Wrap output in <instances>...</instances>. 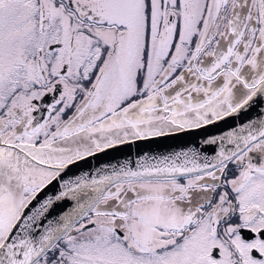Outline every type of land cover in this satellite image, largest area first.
<instances>
[{"label": "snow or ice", "instance_id": "1", "mask_svg": "<svg viewBox=\"0 0 264 264\" xmlns=\"http://www.w3.org/2000/svg\"><path fill=\"white\" fill-rule=\"evenodd\" d=\"M0 264H264V0H0Z\"/></svg>", "mask_w": 264, "mask_h": 264}, {"label": "water", "instance_id": "2", "mask_svg": "<svg viewBox=\"0 0 264 264\" xmlns=\"http://www.w3.org/2000/svg\"><path fill=\"white\" fill-rule=\"evenodd\" d=\"M255 117L256 113H251ZM243 117H230L226 121H220L215 125L208 126L205 129L194 130L191 132L175 133L170 136L153 138L150 140L135 141L132 143L119 145L113 149H107L105 152L97 153L95 156L88 157L72 165L67 172L68 177H78L81 174L89 175L104 174L110 172L113 166L119 167L120 164L128 161L134 166L138 159H147L153 161L163 156L180 152L192 141H199L208 133L223 134L230 130V126L239 123ZM56 211H60L57 208Z\"/></svg>", "mask_w": 264, "mask_h": 264}]
</instances>
